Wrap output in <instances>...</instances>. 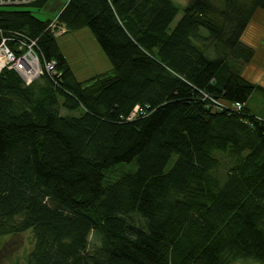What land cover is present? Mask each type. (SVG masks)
<instances>
[{
    "label": "trees",
    "instance_id": "1",
    "mask_svg": "<svg viewBox=\"0 0 264 264\" xmlns=\"http://www.w3.org/2000/svg\"><path fill=\"white\" fill-rule=\"evenodd\" d=\"M43 1L0 7V38L33 39L56 72H0V236L31 232L19 264H264V116L246 106L264 88L240 39L264 0H65L58 19L110 63L84 81L50 17L19 7Z\"/></svg>",
    "mask_w": 264,
    "mask_h": 264
},
{
    "label": "rangeland",
    "instance_id": "2",
    "mask_svg": "<svg viewBox=\"0 0 264 264\" xmlns=\"http://www.w3.org/2000/svg\"><path fill=\"white\" fill-rule=\"evenodd\" d=\"M175 4L182 7L188 0H173ZM65 0H44L38 5L19 6L32 11L39 18H47L49 15H55ZM9 5L5 8H16ZM181 11L176 14L171 26L180 16ZM51 17V16H50ZM259 34V35H258ZM264 39V11L255 9L241 34V40L244 43L253 38ZM59 51L63 55L67 65L78 81L87 80L95 75L103 73L110 68L106 56L95 41L87 27H80L74 30H68L66 33L55 37ZM251 59V58H250ZM248 63V62H247ZM256 64V63H254ZM246 106L251 113L264 116V95L253 90L246 101ZM61 113H66L61 110ZM122 169L117 168L114 174ZM114 174H110L111 176ZM90 242H96L95 238L90 236ZM32 243L31 232L26 230L16 235L0 236V264H19L23 261L24 254L30 249ZM231 264H260L251 259H237Z\"/></svg>",
    "mask_w": 264,
    "mask_h": 264
},
{
    "label": "built area",
    "instance_id": "3",
    "mask_svg": "<svg viewBox=\"0 0 264 264\" xmlns=\"http://www.w3.org/2000/svg\"><path fill=\"white\" fill-rule=\"evenodd\" d=\"M31 0H0V7L5 5H19ZM47 31L57 37L67 32L65 23L58 19L57 14L51 16L46 25ZM8 39V38H7ZM5 37L0 38V72L3 69L12 70L20 81L27 85L43 72L55 75V61L41 60L35 50V41L23 34L17 36L14 47H9ZM231 107L239 110L238 102L232 103ZM137 111V107L133 112Z\"/></svg>",
    "mask_w": 264,
    "mask_h": 264
},
{
    "label": "crops",
    "instance_id": "4",
    "mask_svg": "<svg viewBox=\"0 0 264 264\" xmlns=\"http://www.w3.org/2000/svg\"><path fill=\"white\" fill-rule=\"evenodd\" d=\"M50 16L52 15L48 17ZM245 44L253 48V55L243 67L241 74L245 79L264 88V39L254 37L250 42L248 41Z\"/></svg>",
    "mask_w": 264,
    "mask_h": 264
}]
</instances>
